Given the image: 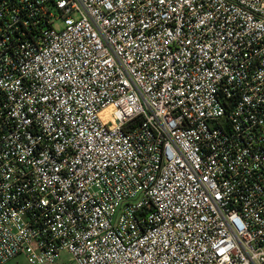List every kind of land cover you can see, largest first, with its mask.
<instances>
[{
  "label": "built area",
  "instance_id": "obj_1",
  "mask_svg": "<svg viewBox=\"0 0 264 264\" xmlns=\"http://www.w3.org/2000/svg\"><path fill=\"white\" fill-rule=\"evenodd\" d=\"M19 255L264 264V0H0V264Z\"/></svg>",
  "mask_w": 264,
  "mask_h": 264
},
{
  "label": "rangeland",
  "instance_id": "obj_2",
  "mask_svg": "<svg viewBox=\"0 0 264 264\" xmlns=\"http://www.w3.org/2000/svg\"><path fill=\"white\" fill-rule=\"evenodd\" d=\"M65 254H62V258H65ZM4 264H29L23 255H19Z\"/></svg>",
  "mask_w": 264,
  "mask_h": 264
}]
</instances>
